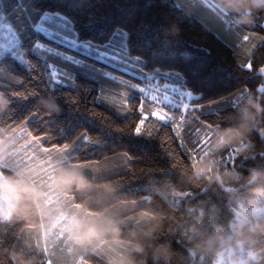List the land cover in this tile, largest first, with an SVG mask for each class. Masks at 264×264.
I'll return each instance as SVG.
<instances>
[{
  "label": "trees",
  "instance_id": "trees-1",
  "mask_svg": "<svg viewBox=\"0 0 264 264\" xmlns=\"http://www.w3.org/2000/svg\"><path fill=\"white\" fill-rule=\"evenodd\" d=\"M44 2L47 7L57 6L55 0ZM147 4L148 0H88L83 12L73 13L81 40L104 43L117 29L129 33V55L141 57L143 63L128 73L114 72L117 81L94 83L77 77L75 86H57V98L48 94L50 70L35 58L30 72L14 70L22 83L5 75L0 91L11 105L0 112V133L8 143L0 159V175L24 180L46 193L40 201L46 214L0 221V264H14L9 253L20 254L27 264H45L47 257L61 264H72L77 257L81 264H119L130 254L128 241L134 239L133 233L145 245L144 254L134 255L135 264H165L153 260L160 245L170 246L167 264H211L209 257L196 261L188 257L186 248L194 235L190 226L195 224L201 231L227 227L247 206L250 187L232 177L236 173L247 177L252 168L264 170V116L243 141L251 145L255 159L237 157L229 149L213 153L226 190L203 181L190 182L188 176L191 162L209 150L214 133L238 123L250 95L264 104L260 90L264 86L260 70L264 68V10L253 9L252 23L244 25L236 23L237 16L245 14L243 9L228 10L221 0H181L174 8ZM9 15L17 28L27 29L23 14ZM172 27L179 29L178 35L169 34ZM193 46L206 48L211 55ZM249 62L251 71L240 66ZM141 69L148 75L157 70L178 72L183 85L160 76L137 79ZM156 83L164 91H169L165 84L180 86L198 99H180L179 108L161 99L153 101L148 92ZM132 84L146 92L129 87ZM9 90L27 98L14 99ZM49 98L59 104V114L50 113L39 102ZM165 112L173 118L159 119ZM137 127H141L140 135ZM21 129H27L31 137L20 133ZM65 146L66 151L57 150ZM64 169L78 171L90 184L83 191L56 189L52 181ZM72 217L101 224L115 221L120 236L107 233L94 241L96 252L88 251L61 237ZM149 227L155 228L150 239L143 235ZM255 239L256 247L264 249V235Z\"/></svg>",
  "mask_w": 264,
  "mask_h": 264
},
{
  "label": "clouds",
  "instance_id": "clouds-1",
  "mask_svg": "<svg viewBox=\"0 0 264 264\" xmlns=\"http://www.w3.org/2000/svg\"><path fill=\"white\" fill-rule=\"evenodd\" d=\"M221 3L226 9L237 13L243 9L245 14L237 16V24L252 23V10H264V0H221ZM178 33L179 29L176 27L169 29L171 35H178ZM39 102L50 113L59 114L61 111L55 99H42ZM246 104L247 107L242 110L238 123L218 129L214 133L209 150L199 159L191 162V173L188 176L190 182L203 181L209 186L215 184L226 190L225 178L216 170L217 160L213 158V153L229 149L234 151L237 157L242 156L245 160L255 159L249 151L251 145L243 141L255 129L257 120L264 116V104L252 95L249 96ZM10 105L9 97L0 91V112L7 111ZM7 148L8 143L3 138V133H0V159L4 158ZM232 178L237 181L243 179L250 187L251 195L247 206L234 215L227 227L217 225L211 231H201L195 224L191 225L189 231L194 235L189 242L190 246L186 248L187 255L193 261L209 257L211 264H264V249L256 247L255 239L258 235H264V170L252 168L247 177L242 178L241 174L236 173ZM52 184L60 191L73 189L83 191L90 182L78 171L64 169L54 177ZM45 195L46 193L24 180L0 175V221L10 220L13 217L27 220L33 215H45L40 203ZM46 203L47 201L45 205ZM147 215L152 219L155 218L151 213ZM57 223L58 219L53 220L51 228H54ZM65 228L70 239L85 249L107 233L118 238L121 230L120 225L115 221L101 224L78 217H72ZM154 231V227H149L143 235L150 239ZM132 235L134 239L128 241L130 254L122 258L119 264H135L134 255L145 253V245L135 239V233ZM170 256V246L160 245L155 250L153 260L154 262L164 260L167 264ZM9 257L14 264L16 262L27 264L18 253H9Z\"/></svg>",
  "mask_w": 264,
  "mask_h": 264
},
{
  "label": "snow or ice",
  "instance_id": "snow-or-ice-1",
  "mask_svg": "<svg viewBox=\"0 0 264 264\" xmlns=\"http://www.w3.org/2000/svg\"><path fill=\"white\" fill-rule=\"evenodd\" d=\"M55 2L57 6L52 8L45 6L44 0H0V41L5 39L4 33H8L7 42H0V89L3 88L6 74L7 79L22 83V80L15 77L13 72L17 68H23L30 72L32 58L41 61L50 70L47 85L48 94L52 95H55L54 93L59 90L57 86L69 83L75 86L77 77H83L94 83H100L105 79L117 81L118 77L114 75V72L128 73L130 69L143 63L141 57L132 58L129 55V33L122 28L112 33L104 43H97L92 39L81 40L77 29L78 22L73 13L83 12L88 0H55ZM180 4L181 0H148L147 6L162 8L171 6L174 8ZM9 13L23 14V19L28 22L27 29L17 28L11 22ZM92 20L93 17L90 14L89 27L92 26ZM244 39L247 40L248 36L245 35ZM224 43L228 46L226 42ZM196 51L202 52L205 56L211 55L210 50L206 48L196 47ZM240 66L247 71L252 70L251 62ZM260 70L264 71V68ZM157 76L165 80L179 82L180 86L184 82L182 74L178 72L161 73L159 70L148 75L141 69V75L136 78L155 80ZM119 82L127 83L123 80ZM180 86L165 84L164 88L179 97L181 101L185 98L187 100L198 99L190 91H181ZM129 87L136 88L141 93L146 92L145 88L135 84L129 85ZM260 90L264 91V86H261ZM8 94L14 99L27 98L11 90ZM163 102L172 107H180V104L175 103L174 99L167 95L164 96ZM183 107L187 108L188 105L185 103ZM141 111L143 112V109ZM151 114L155 115L156 113ZM172 118L166 112L159 116L161 120ZM18 131L26 133L28 137L32 135L27 132V129ZM135 132L140 135L141 127H137ZM57 150L66 151L67 146ZM41 151L47 152L48 150L41 149ZM25 158L30 157L26 156Z\"/></svg>",
  "mask_w": 264,
  "mask_h": 264
},
{
  "label": "rangeland",
  "instance_id": "rangeland-1",
  "mask_svg": "<svg viewBox=\"0 0 264 264\" xmlns=\"http://www.w3.org/2000/svg\"><path fill=\"white\" fill-rule=\"evenodd\" d=\"M4 37H5V39L3 41H0V42H4V43L7 42V37H8V33L7 32L4 33ZM166 92H170V91L161 90L160 89V86L157 87V83H156V85L150 86V91L148 92V95L150 94V96H149L150 99H152V97H155V99H152V100L153 101L157 100L156 102H158L161 99L162 100V103H164L163 100H164V96H166V95L169 96V97H171V98H173L175 103L180 100V98L179 97H176L175 94H173L171 92H170L171 94H169V93H166ZM5 221H8V220H5ZM62 236H65V241H67L68 239H70V235H69L68 231H66L65 233L62 232L61 233V237ZM72 242L75 243L74 240H72ZM86 250L91 251V252H96L97 247H96L95 244H93L92 246L88 247ZM45 264H61V263L56 262L54 260V258H52V257L51 258L50 257H47V261H45ZM72 264H81L80 263V260H79V257H77L75 260H73Z\"/></svg>",
  "mask_w": 264,
  "mask_h": 264
}]
</instances>
